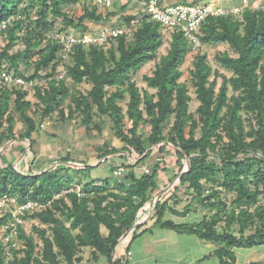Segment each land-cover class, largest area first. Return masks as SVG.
<instances>
[{
  "label": "trees",
  "instance_id": "trees-1",
  "mask_svg": "<svg viewBox=\"0 0 264 264\" xmlns=\"http://www.w3.org/2000/svg\"><path fill=\"white\" fill-rule=\"evenodd\" d=\"M125 6H120L121 11ZM110 14V10L98 12L97 7L80 0H0V23L6 22L0 30L4 40L0 69L17 68L21 60L32 73L16 71L17 75L26 80H47L44 86L34 84V102L27 98L25 88L0 87V148L16 139H27L31 146V136L38 128L31 113L36 112L42 121L56 112L60 119L77 116L82 126L97 132L109 119L114 137L123 146L104 142L97 159L118 151L136 156V162L125 158L119 165L125 169L121 179L112 175L111 167L110 177L85 182H75L69 168L86 170L94 165L76 167L68 152L36 171L19 169L11 161L1 162L0 195L7 194L18 204L36 202L41 207L25 211L22 219L36 218L47 227L33 226L40 243L25 232L23 224H18L21 247L0 237V264H78L83 247L90 248L93 260L102 256L106 264H124L126 254L114 258L113 251L135 223L139 208L158 188L157 168L137 173L135 167L154 147L163 152L169 144L174 147L179 167L174 176L181 173L179 187H185L192 199L213 213L204 214L198 222L175 223L163 218L169 207L166 200L159 199L152 214L153 225L212 242L216 247L211 255L219 264H235L234 248L264 245V8L248 4L241 19L228 14L210 16L201 23L199 43L227 44L230 52L219 53L217 60L232 75L222 77L216 89L217 72L212 73L207 56L201 52L194 55L190 74L199 101L197 117L189 110L188 88L179 81L180 66L190 47L179 30H170L166 54L150 75L143 76L146 86L154 91L140 89L134 80L136 72L156 57L163 43L162 27L146 10L116 23L127 27L130 20H135L129 34L110 38L103 45L76 44L62 58L63 43L53 39L51 33L86 30V20L103 22ZM16 42L23 48L13 51ZM83 82L90 84L85 93L76 88ZM229 89L233 91L230 96ZM65 99L69 100L66 105ZM125 99L123 111L120 102ZM240 110L250 113L255 121L248 131ZM16 119L23 125L18 136L14 133ZM167 123L171 126L165 134ZM143 126L146 131L140 130ZM3 153L1 150L0 159ZM186 158L188 170L181 172ZM226 194L233 195L229 206ZM189 209L187 204L184 212ZM9 217V213L0 216V228L5 232L9 230ZM220 221L223 225L218 231ZM232 225H237V234ZM102 227L105 234L100 231ZM247 229L253 232L245 234ZM138 235L136 230L131 233L126 250ZM251 264H264V260Z\"/></svg>",
  "mask_w": 264,
  "mask_h": 264
},
{
  "label": "rangeland",
  "instance_id": "rangeland-1",
  "mask_svg": "<svg viewBox=\"0 0 264 264\" xmlns=\"http://www.w3.org/2000/svg\"><path fill=\"white\" fill-rule=\"evenodd\" d=\"M116 1V0H115ZM170 3L177 2L178 0H168ZM180 1V0H179ZM191 1V0H188ZM195 2H209V0H193ZM241 0H212L215 4L220 5H232L233 3H238ZM259 1V2H258ZM247 0V3L251 6L255 3H258L256 6H264V0ZM119 4V5H118ZM116 3L113 8L110 10L112 14H110L109 20L103 21V22H94L90 20H86V25L89 27L88 29H97L98 27H102L104 25L112 24L116 26H121L116 23L120 21V19L124 18L128 15H134L139 10H145L144 1L143 0H123L122 2ZM126 5L124 10L121 11L120 6ZM79 13V12H78ZM162 38L163 43L159 47L156 57L143 64V66L136 72L134 76V80L137 84V86L140 89H147L149 92H153L154 90L151 88H148L146 86L145 81L143 80L144 75H150L152 70L155 67V64L158 62L160 57L164 54H166V50L168 47V42L171 39V32L167 29L162 28ZM4 40L0 36V48L3 46ZM190 45V44H189ZM23 48V45L20 42H16L13 47V51L15 50H21ZM223 51H229L228 45L224 43H216V44H208V43H199L195 46H190L189 51L185 55L184 62L180 66L181 70V77L179 78L180 82H183L186 84L188 88L189 95L191 96V100L189 102V110L190 112H193L194 117H197L198 114L196 113V108L199 105V101L196 99V94L194 90V86L191 81V74L190 69L193 68L192 61L193 57L197 52L204 53L207 56V62L211 66L212 73L217 72V78H216V89L220 85L222 81V77H230L232 75V71L228 68L223 67L219 61L217 60V55ZM232 54V53H231ZM17 72H20L24 75H29L32 73V69L26 65L24 61L19 60L17 62ZM61 75V74H60ZM212 74L209 77V80L213 78ZM46 81L44 78H37L33 79L30 82L26 84L25 88L28 90L27 98L30 99L32 102L36 101L35 97V90H34V84H38L40 86L46 85ZM29 83L31 85H29ZM67 84L70 85V81L67 80ZM77 90L79 92L85 93L89 88L90 84L88 82H83L76 86ZM239 92H236L235 94H238ZM233 94V91L229 89L228 96ZM69 100L65 99L63 104H68ZM125 103L126 99L121 101L120 104L123 107V111H125ZM35 109V105L32 106V110ZM241 118L243 120V125L245 131H248L252 126H255V121L251 118V114L247 113L245 110L239 111ZM32 116H34L35 120L37 121V131H35L32 136V144L30 146L29 141L27 139L23 140H12L8 142L4 147H2L1 150H4L3 156L0 159L1 162H8L11 161L13 166H18L19 169H22V165L24 163L23 170H28L29 168H33V171H36L38 168L46 167L53 158L62 156L66 152L70 154L71 159L74 158L75 160H78V162L72 163V165L78 166L79 162L84 161L85 165H94L92 168H88L86 170L84 169H77L74 170V167L69 168V173L73 177L75 182L81 181L85 182L87 180L91 179H103L105 177H110V165H109V159L108 158H118L119 156H122L123 154H120V152H113L106 156V161L102 159H97L98 155L101 153V148L103 147L104 142H108L111 146L114 144L117 147L123 146V143H121L117 138L114 137L113 132L110 128L111 122L109 119H105V123L102 126L101 132H97L95 129L86 128L82 126L79 123V117L74 116L73 118H66V119H60L59 115L54 112L50 117L43 119L42 121L39 120V115L35 112L31 113ZM94 120H97V117L95 116ZM6 122V120H5ZM40 124L43 126L41 127ZM171 123H167L164 129V133L166 134L169 129ZM129 124H126L128 126ZM140 130L146 131V128L143 126ZM23 132V125L20 121L16 119L14 123V133L15 136H18ZM200 131L199 129L196 130V135H199ZM226 140V138H225ZM150 149H148L149 151ZM126 152V151H125ZM152 153V154H151ZM152 156H159L161 158V154L163 156H170L174 153V147L172 145H167L166 149L164 151H159L157 147H154L151 150ZM22 155L20 158L21 160L16 161V157L19 155ZM149 154V155H150ZM129 156V154H125V156ZM112 156V157H110ZM132 157L135 156V154L130 155ZM105 158V157H104ZM15 159V160H14ZM73 159V160H74ZM136 159V156H135ZM185 161V160H184ZM186 163V162H185ZM58 165V163L54 164V166ZM112 166V165H111ZM138 166V165H137ZM140 166V165H139ZM178 166V164H177ZM82 168V167H80ZM154 168V167H153ZM187 169V168H186ZM185 169V170H186ZM183 170V168H182ZM181 170V171H182ZM150 171V170H149ZM181 184L178 182V190L179 186ZM79 187V186H77ZM191 195V194H190ZM225 195V193H222V196ZM189 196V195H188ZM226 205L229 206L231 199L233 198L232 194H226ZM189 198L183 200L187 202ZM190 203L197 204L198 209L196 212H191L190 219H200V214H212L213 211H209L208 209L202 208L198 201L196 199L191 200ZM193 207V206H192ZM223 225V221H220L217 230L221 231V226ZM33 226H37L40 228H46L47 226L45 224H41L36 218H30L23 221V227L26 233L32 234L35 237V240L40 243L39 236L35 230H33ZM232 230L235 234H237L238 227L237 225H232ZM100 231L105 232V229L102 227ZM49 232V231H48ZM253 232V229H247L245 234H251ZM0 237L4 238L3 235V228H0ZM23 244V240L18 239L16 241L17 247H21ZM216 247V245H215ZM84 251L80 252L82 255V261H80L78 264H104L106 263L105 258L100 256L96 260H93L90 257L89 254V247H84ZM215 249V248H214ZM234 254H235V264H251L256 263L261 260H264V245H259L251 248H234ZM83 254L86 257H83ZM62 264H66L63 262ZM201 264H218V260L215 257H211L209 260H205L204 263Z\"/></svg>",
  "mask_w": 264,
  "mask_h": 264
},
{
  "label": "crops",
  "instance_id": "crops-1",
  "mask_svg": "<svg viewBox=\"0 0 264 264\" xmlns=\"http://www.w3.org/2000/svg\"><path fill=\"white\" fill-rule=\"evenodd\" d=\"M256 5H258V3H255L252 7ZM120 154L123 155L118 158H108L110 168L121 165L125 158H128L132 162H136L135 156H125L127 152L123 151L120 152ZM151 154L145 160L141 161V163L135 167V170L137 173H142L141 166L148 167L150 170L149 172H151L153 167L157 168L155 180L158 188L150 199L156 197V202L159 199L166 200L169 209L165 211L163 218L170 219L175 223H194L200 221L203 216L201 214L200 219L188 220L191 212L199 210L197 204L190 203L191 200L193 201L190 192L185 191V187H181L178 191H175L176 187H178L177 184L181 174L174 176L179 168L177 166L175 154L173 153L170 156H163V154H161V158H159V156H152ZM21 156L20 154L16 157V161L19 162ZM101 159L106 161V157ZM76 161L78 162V160L74 159L73 163ZM82 162L84 161H81V163L79 162L78 167L83 168L86 166ZM24 163L22 167H24ZM184 164L185 161H183V165ZM187 198H189L187 202L183 201ZM148 201L145 202L136 213V226L133 231L136 230L139 235L131 242L128 250H126L130 235L133 232L125 235L128 232L126 231L119 239L113 251L114 258L126 254L124 264H201L204 263L205 260L214 257L211 255L215 248L214 243L205 241L192 233L153 225L154 218L152 214L156 202L153 205V203L148 204ZM187 204L190 209L184 212ZM102 233L105 234L106 231H102ZM83 248L81 252L84 251ZM83 257L86 256L83 254Z\"/></svg>",
  "mask_w": 264,
  "mask_h": 264
},
{
  "label": "built area",
  "instance_id": "built-area-1",
  "mask_svg": "<svg viewBox=\"0 0 264 264\" xmlns=\"http://www.w3.org/2000/svg\"><path fill=\"white\" fill-rule=\"evenodd\" d=\"M85 1L88 5L97 7L98 12L111 10L113 6L123 0H80ZM146 12L150 18L157 22L162 28L167 30H179L189 41L190 46L199 44L197 35L200 31L201 23L210 16L231 15L237 19L242 18L244 9L248 6L247 0H241L232 5L215 4L210 0L209 2H182L177 1L170 3L168 0H143ZM119 5V4H118ZM264 8V6H255ZM136 23L135 20H130L127 27L104 25L97 29H81L71 30L67 32L54 31L50 34L53 39H57L63 43L62 58H66L68 53L76 44L83 46L89 45H103L108 42L110 38H115L122 34H129L132 26ZM6 27V22L0 23V30ZM16 66L10 69L7 66H1L0 69V87L18 85L25 87L31 80H26L24 77L17 75ZM63 73L59 75L62 77ZM29 85H31L29 83ZM42 127L43 125L40 124ZM187 168L186 163L183 165V170ZM125 169L122 166H117L112 171V175L118 179L123 177ZM136 171V170H135ZM141 172L149 173L146 166H141ZM79 194V192H78ZM36 202L28 201L24 204H18L13 197L7 194L0 195V216L6 213L10 214L9 230L4 231L2 237L4 242H10L13 246L16 245L18 238V224H23L22 214L25 211H33L39 209Z\"/></svg>",
  "mask_w": 264,
  "mask_h": 264
},
{
  "label": "water",
  "instance_id": "water-1",
  "mask_svg": "<svg viewBox=\"0 0 264 264\" xmlns=\"http://www.w3.org/2000/svg\"><path fill=\"white\" fill-rule=\"evenodd\" d=\"M185 162H186L187 169H186V170H182L181 172H185V171L188 170V167H189V158H186V159H185ZM156 199H157L156 197L150 199V200L148 201V204L153 203V205H154L155 202H156ZM135 226H136V223H134V224L131 226V228L128 230V232H127L125 235H128L129 233H131V232L133 231V229L135 228Z\"/></svg>",
  "mask_w": 264,
  "mask_h": 264
}]
</instances>
